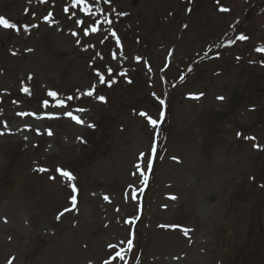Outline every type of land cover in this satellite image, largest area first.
Wrapping results in <instances>:
<instances>
[{
  "label": "rangeland",
  "instance_id": "374dc122",
  "mask_svg": "<svg viewBox=\"0 0 264 264\" xmlns=\"http://www.w3.org/2000/svg\"><path fill=\"white\" fill-rule=\"evenodd\" d=\"M73 3L0 0V264H264V0Z\"/></svg>",
  "mask_w": 264,
  "mask_h": 264
},
{
  "label": "snow or ice",
  "instance_id": "6c2138e0",
  "mask_svg": "<svg viewBox=\"0 0 264 264\" xmlns=\"http://www.w3.org/2000/svg\"><path fill=\"white\" fill-rule=\"evenodd\" d=\"M40 2L43 3V2H46V0H40ZM82 3H83V0H75V4H82ZM75 4H74L73 6H75ZM84 10L87 11V9H84ZM220 10H221V11H228V9H226V8H221ZM65 11H67V9H65ZM76 23H77V25H79L81 22H80V21H76ZM0 26L4 27V28H6V29H8V28H14V27H15L14 24L10 23L9 20L5 19V18L2 17V16H0ZM25 30H27V29H25ZM92 31L94 32V31H96V29L93 28ZM87 34H88V33L85 32V35H87ZM73 35H75V33H73ZM112 35L115 36L116 34H115V33H112ZM236 39H237V40H241V41H243V40H246L247 37L244 36V35H240V36H238ZM256 50H257L258 52H264V49H259V48H258V49H256ZM13 55H15V53H13ZM100 83H104V77H103V76L100 77ZM23 91H24V92H28V89H27V88H24ZM48 95H49V96H52V97H55V96H56V93H55V92H49ZM85 95H87V96H92V95H93V92H92V91H88V92L85 93ZM98 98H99V100H100L101 102L104 101V97H103V96H99ZM68 99H72V97H69ZM218 99H223V97H218ZM161 103H163V101H161ZM78 111H84V109H78ZM69 115H71V114L69 113ZM141 115H144V113H141ZM72 119H74L75 122L78 123V124L82 123V120H81V119H78V118H76V117H72ZM149 122L152 123V124H155V121H153V120H150ZM89 127H91V125H89ZM49 135H51L50 132H49ZM237 135L239 136L240 133H238ZM245 139H254V138H252V137H245ZM141 155L143 156V154H141ZM148 166H149V168H151V160H149ZM137 167H139V165H137ZM38 171L44 172V171H47V169H45V168H40V169H38ZM56 171H57L61 176H63V177H67L69 180L74 179V177H73V176L71 175V173L68 172V171H63V170H61V169H59V168H58ZM50 179H54V177H50ZM145 179H146V177H145ZM72 191H73V192L76 191V187H75L74 185L72 186ZM104 199L107 200L108 197H104ZM170 199H175V197H170ZM71 205H72V208H73V209H74V208L76 207V205H77V199H76V196H75V195H73V196L71 197ZM69 210H70V209H65V211H69ZM63 215H64L63 212L60 213V215L57 216V220H59V219L61 218V216H63ZM183 231H184L185 235H187L188 230H187V229H184ZM128 243H129V246H130V245H131V241H128ZM110 247H114V245H110ZM116 255H117V256H120V253H117ZM120 258L123 259L122 256H121ZM113 259H115V257H113ZM9 264H11V262H9ZM105 264H111V261H106Z\"/></svg>",
  "mask_w": 264,
  "mask_h": 264
},
{
  "label": "trees",
  "instance_id": "16d2710c",
  "mask_svg": "<svg viewBox=\"0 0 264 264\" xmlns=\"http://www.w3.org/2000/svg\"><path fill=\"white\" fill-rule=\"evenodd\" d=\"M73 4H74V3H73ZM77 5H78V4H77ZM75 7H76V6H75ZM115 14H116V13H115ZM164 123H165V121H164ZM164 123H163V125H164ZM163 125H162V126H163ZM18 151H19V154H22V153H21V152H22V151H21V147H19V150H18ZM11 162H13V160H12Z\"/></svg>",
  "mask_w": 264,
  "mask_h": 264
}]
</instances>
